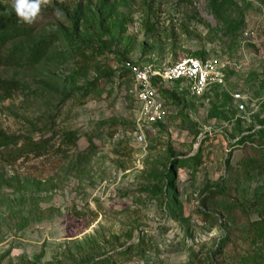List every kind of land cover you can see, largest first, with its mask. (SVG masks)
<instances>
[{"label":"rangeland","instance_id":"rangeland-1","mask_svg":"<svg viewBox=\"0 0 264 264\" xmlns=\"http://www.w3.org/2000/svg\"><path fill=\"white\" fill-rule=\"evenodd\" d=\"M263 20L264 0H41L10 46L23 62L0 68L18 85L0 91V264H264ZM186 58L228 61L225 87L163 85L137 143L127 66Z\"/></svg>","mask_w":264,"mask_h":264},{"label":"built area","instance_id":"built-area-1","mask_svg":"<svg viewBox=\"0 0 264 264\" xmlns=\"http://www.w3.org/2000/svg\"><path fill=\"white\" fill-rule=\"evenodd\" d=\"M244 35L247 36V33ZM230 66L228 61H220L217 58L208 61L186 58L162 70H156L150 65H128L126 69L135 84L137 104L135 141L143 144L145 141L143 129L163 123L165 120L164 102L158 94V86L175 84L193 96H200L212 89L224 88L226 73ZM233 99L239 102L241 96L236 94ZM239 108L243 109V106L240 105Z\"/></svg>","mask_w":264,"mask_h":264},{"label":"trees","instance_id":"trees-1","mask_svg":"<svg viewBox=\"0 0 264 264\" xmlns=\"http://www.w3.org/2000/svg\"><path fill=\"white\" fill-rule=\"evenodd\" d=\"M223 6H221V9ZM219 11L216 10V12ZM34 19L31 23H23L20 21L19 17H12V18H2L0 19V68L1 67H7L14 64H18L22 61V53L18 50L16 46H11L13 41H15L16 38L20 36H29L33 28ZM242 27V24L234 25L233 27L228 24V27L226 28L227 32L234 31L240 29ZM46 50L45 43H40L36 46H34L31 50L30 57L27 60V62H31L33 64L39 62ZM127 71V70H126ZM129 74V72L127 71ZM130 75V74H129ZM155 85V84H154ZM163 85L158 86V94L160 98L163 100L165 104L164 98L168 95L163 88H161ZM89 90H95L96 88L90 84ZM18 89V85L15 82L12 81H6L0 79V91L6 92L10 90H16ZM220 89L215 88L209 91L208 93H213L214 91H218ZM92 91H89L88 94H91ZM260 92L264 96V85L262 84L260 86ZM172 96V93L169 95V97ZM161 124V123H159ZM157 124V125H159ZM155 126V125H154ZM257 129H262L261 127H257ZM264 129V128H263ZM9 146V141L6 139L5 136L0 135V148H3V154L6 155V148ZM41 148V144L32 142L30 144H26V146L23 148L24 151L26 150H39ZM250 162H244L242 163V166L248 167L250 166ZM246 169V168H245ZM223 194V193H222ZM254 201L256 202V212L255 214L259 216L258 222L255 224H262L264 225V192L256 194V197L254 198ZM227 208L228 210H231L236 203H233L231 199L226 200ZM264 245V244H263Z\"/></svg>","mask_w":264,"mask_h":264},{"label":"clouds","instance_id":"clouds-1","mask_svg":"<svg viewBox=\"0 0 264 264\" xmlns=\"http://www.w3.org/2000/svg\"><path fill=\"white\" fill-rule=\"evenodd\" d=\"M40 6L41 0H13V9L23 23H31Z\"/></svg>","mask_w":264,"mask_h":264}]
</instances>
